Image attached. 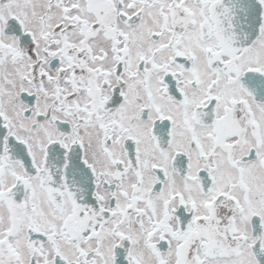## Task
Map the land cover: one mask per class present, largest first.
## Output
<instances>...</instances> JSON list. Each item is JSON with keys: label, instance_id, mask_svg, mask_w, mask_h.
Instances as JSON below:
<instances>
[{"label": "snow or ice", "instance_id": "snow-or-ice-1", "mask_svg": "<svg viewBox=\"0 0 264 264\" xmlns=\"http://www.w3.org/2000/svg\"><path fill=\"white\" fill-rule=\"evenodd\" d=\"M0 264H264V0H0Z\"/></svg>", "mask_w": 264, "mask_h": 264}]
</instances>
